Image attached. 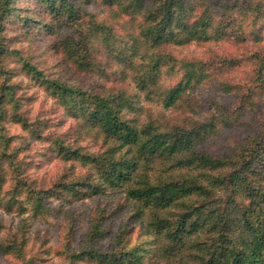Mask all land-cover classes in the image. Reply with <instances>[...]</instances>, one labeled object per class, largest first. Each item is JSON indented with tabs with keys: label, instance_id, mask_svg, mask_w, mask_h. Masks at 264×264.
Returning <instances> with one entry per match:
<instances>
[{
	"label": "rangeland",
	"instance_id": "374dc122",
	"mask_svg": "<svg viewBox=\"0 0 264 264\" xmlns=\"http://www.w3.org/2000/svg\"><path fill=\"white\" fill-rule=\"evenodd\" d=\"M86 2L82 0L81 4L93 20L110 29L112 47L111 51L99 38L93 40L98 66L89 71L78 70L62 51L60 43L67 27L51 14L46 0H9L1 11L0 85L4 78L13 84L14 98L34 128L26 129L9 117L2 128L0 125L3 194L13 192L17 172H24L28 180L23 179L25 185L21 183L20 191L28 186L46 190L52 184L61 188L70 182L98 181V173L91 166L66 160L54 151L56 139L80 146L89 154L105 149L102 140L80 134L77 119L51 98L41 81L28 71L27 62L36 65L45 77L71 86L102 94L126 92L136 110L126 111L125 116L141 123L153 120L162 128L171 129L212 120L214 131L201 148L213 156H233L260 134L264 87L257 88L256 74L257 58L264 55V23L254 25L250 19L237 16L221 40L163 47L161 52L158 50L162 59L155 81L149 74L152 56L154 59L157 54L130 55L140 37L144 17L104 5L100 0L85 5ZM121 51L127 56L118 58ZM193 60L201 61L208 76L185 92L179 106L166 108L163 98L167 89L180 80L184 62ZM140 79L146 80V89L138 85ZM45 123L48 128H43ZM80 188L76 195L63 191L45 199V213L39 215L23 191L14 195L18 201L14 199L12 207L2 205L0 246L10 252L0 250V264H97L78 254L90 248L109 250L117 243L119 233H124L129 246L148 245V234L141 222L132 217V204L123 192L105 188L93 193L87 187ZM14 244L22 249L17 250Z\"/></svg>",
	"mask_w": 264,
	"mask_h": 264
},
{
	"label": "trees",
	"instance_id": "16d2710c",
	"mask_svg": "<svg viewBox=\"0 0 264 264\" xmlns=\"http://www.w3.org/2000/svg\"><path fill=\"white\" fill-rule=\"evenodd\" d=\"M8 1L0 0V15ZM46 1L51 14L67 27L60 43L64 54L80 71L96 68L93 40L99 38L112 51L110 29L93 20L82 0ZM100 1L144 17L140 37L130 55L157 54L154 59L152 56L149 74L155 81L162 59L158 50L161 52L163 47L221 40L237 16L250 19L254 25L264 23V0ZM90 3L92 0L85 5ZM214 5L221 11H215ZM142 47L146 48L143 52ZM126 56L121 51L117 57ZM257 59L259 89L264 87V55ZM26 66L51 98L77 119L80 134L102 140L105 149L89 154L80 146L56 139L54 151L66 160L91 166L98 173V181L70 182L60 185L61 188L52 184L46 190L28 186L20 191L21 183L25 185L23 179H27L24 172H17L18 180L15 178L13 192L8 196L3 194L0 176V207H12L13 200L18 201L14 195L23 191L39 215L45 213L44 200L63 191L76 195L81 186L93 193L105 188L119 189L132 204V217L146 230L148 245L129 246L124 233H119L117 243L109 250L90 248L78 256L85 255L97 264H264V122L260 134L236 154L213 156L201 148V143L214 131L212 120L171 129H164L153 120L141 123L125 116L136 106L124 91H88L49 79L30 62ZM182 69L180 80L167 89L163 98L166 108L179 106L185 92L208 76L199 60L184 62ZM138 85L146 89L147 82L140 79ZM14 94L13 84L4 78L0 85L1 128L9 117L31 129ZM46 123L43 128H48ZM14 247L22 249L16 244ZM7 249L0 246L1 251L9 253Z\"/></svg>",
	"mask_w": 264,
	"mask_h": 264
}]
</instances>
